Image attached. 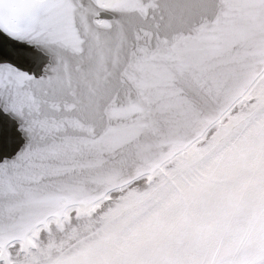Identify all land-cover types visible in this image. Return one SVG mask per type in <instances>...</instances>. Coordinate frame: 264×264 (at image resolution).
I'll return each mask as SVG.
<instances>
[{
  "label": "snow or ice",
  "instance_id": "snow-or-ice-1",
  "mask_svg": "<svg viewBox=\"0 0 264 264\" xmlns=\"http://www.w3.org/2000/svg\"><path fill=\"white\" fill-rule=\"evenodd\" d=\"M0 264H264V0H0Z\"/></svg>",
  "mask_w": 264,
  "mask_h": 264
}]
</instances>
